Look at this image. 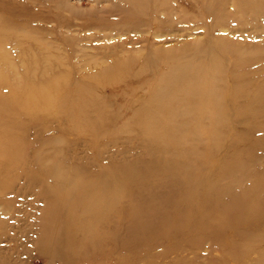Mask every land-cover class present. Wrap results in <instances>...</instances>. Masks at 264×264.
Wrapping results in <instances>:
<instances>
[{
  "label": "rangeland",
  "instance_id": "1",
  "mask_svg": "<svg viewBox=\"0 0 264 264\" xmlns=\"http://www.w3.org/2000/svg\"><path fill=\"white\" fill-rule=\"evenodd\" d=\"M263 88L264 0H0V264H47L57 181L91 198L60 203V264H264ZM198 194L190 236L132 223Z\"/></svg>",
  "mask_w": 264,
  "mask_h": 264
},
{
  "label": "bare ground",
  "instance_id": "2",
  "mask_svg": "<svg viewBox=\"0 0 264 264\" xmlns=\"http://www.w3.org/2000/svg\"><path fill=\"white\" fill-rule=\"evenodd\" d=\"M186 67H187V64H183L179 67H176V68H180V71L176 74L172 73L170 75L169 73H165L163 75V79L161 82V83H164V85H162L160 88L166 90L169 87L174 86L177 82L179 83L181 80H183V77L186 75V71H187ZM212 86L215 87V83L212 84ZM213 87L211 88V91L209 92L211 97L213 96V93H214ZM202 90L204 89L201 88L200 81L198 79L193 81L187 89V91L191 93V95L195 99L202 97L201 95ZM204 92L206 91L204 90ZM207 96H208V93H207ZM262 100H264V88L260 92V98L256 99L255 101L260 102ZM150 103L156 105L154 103L153 98L151 99ZM145 108L149 109V108H152V106L147 105ZM149 119L153 120V119H158V118L152 115V116H149ZM138 181H140V178L138 179ZM174 182H176L175 187H177L179 185L177 183L178 181L176 180ZM105 184L107 185L106 181L101 182L99 188H104ZM63 186H64V182L57 181V182H54V184L52 185V188L49 190L50 192V197L48 198L50 200L49 204L55 203V205L53 206L51 210L49 220H51V222H54L52 224H55L56 226H53L48 231L46 237L43 239L42 248H46V250L45 249L40 250V253L45 254L46 257L48 258V261L46 262L47 264L50 263L54 258H58V262L56 264H60L59 261L63 258L62 255L64 254L62 251V248H60V245L62 243V238H61V234L59 230L60 229L59 224L61 223L62 218H63V210L60 205L61 201L63 199H66V200L68 199L72 201V203H79L80 200L88 202L91 199V198H86L88 197L87 187L86 189L81 188V187H73L69 190V192L63 198V196L61 195V188ZM156 189L158 188L156 187ZM99 192H101L100 189H98L96 193L92 195L93 196L92 198L93 199L96 198L97 200V198H99L98 197ZM157 192L158 193H154V194L157 195V200L159 201H162L164 199H170L172 197V194H171L172 190L163 191V189L160 188L157 190ZM13 194L14 196H16V192H13ZM57 194H59L60 196ZM218 197L221 201L227 200V202L230 204H234V205L240 204V199L237 193L232 194V195H226L224 193H219ZM208 206L209 204L203 199L202 195L198 194V195H193V201L191 205L188 206L184 211L180 212L181 214H183V217L180 219H179V216L177 215L178 213L175 214L170 210L166 211L163 205H162V209L165 215L162 212L159 213V210L157 209L156 212L157 211L158 212L156 215L159 214V216H155L152 219H142V214L140 211L131 213L130 217L133 218L132 223L134 227L137 224H142L144 225V227L150 226L151 224L155 229H160L161 227L159 226V224L165 226L168 221L175 222L180 225L182 231L174 230L175 227H173L172 228L173 234L174 235H180V234L186 235L188 231L193 232L194 230H196V225L198 224V222L201 221L203 223H206L205 220H207L208 218H206L205 210L207 209ZM112 211L113 210H110V214L112 213ZM136 217L140 219L138 220ZM199 229L201 230L202 228L199 227ZM186 236H190V235H186Z\"/></svg>",
  "mask_w": 264,
  "mask_h": 264
}]
</instances>
